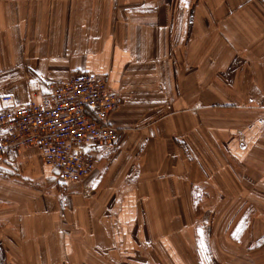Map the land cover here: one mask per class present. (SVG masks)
Returning <instances> with one entry per match:
<instances>
[{
    "label": "crops",
    "instance_id": "obj_1",
    "mask_svg": "<svg viewBox=\"0 0 264 264\" xmlns=\"http://www.w3.org/2000/svg\"><path fill=\"white\" fill-rule=\"evenodd\" d=\"M73 73L121 92V138L65 197L38 146L0 160V264H209L244 205L264 247V0H0V106Z\"/></svg>",
    "mask_w": 264,
    "mask_h": 264
},
{
    "label": "built area",
    "instance_id": "obj_2",
    "mask_svg": "<svg viewBox=\"0 0 264 264\" xmlns=\"http://www.w3.org/2000/svg\"><path fill=\"white\" fill-rule=\"evenodd\" d=\"M122 102L105 75L73 73L53 87L42 102L0 106V160L8 153L38 146L44 164L59 185L81 183L97 168L96 149L114 146L121 137L111 126Z\"/></svg>",
    "mask_w": 264,
    "mask_h": 264
},
{
    "label": "rangeland",
    "instance_id": "obj_3",
    "mask_svg": "<svg viewBox=\"0 0 264 264\" xmlns=\"http://www.w3.org/2000/svg\"><path fill=\"white\" fill-rule=\"evenodd\" d=\"M212 109H216V107H212ZM243 132L244 131L240 130L238 131V134L242 136L244 134ZM118 143L114 146H117ZM246 144L247 142L245 140H242L241 145L243 148L247 147ZM0 181H2L1 174H0ZM9 181L11 182L14 181L15 184L24 185L23 181L13 180V178H10ZM56 187H57V191H59V193H61L64 197L65 195H68L71 190V188H69L67 185H59L57 184V182H56ZM51 191H52L51 189L46 190L47 193H50ZM242 208H245L244 209L245 213L241 217H239L240 223L242 225H240L238 231H235L233 233L230 232L227 234L228 242L232 243L235 246L237 252L235 253L234 251L235 249L233 250L230 247H218V261L214 262L210 259L211 262L209 264H264V247L261 241L262 239L257 241L256 239L258 237L256 239L253 238L254 234L260 237L263 234V232L262 231L252 232L251 230L248 231L249 228L247 227L251 225L252 220L258 222L263 219L261 212V205L255 206V208L252 207L251 205L250 206L244 205V207L242 206ZM248 240L251 244H247ZM148 250H149L148 247L143 246L139 249V252L142 254H146ZM97 252L101 254L100 250ZM94 264H102V263H94ZM109 264H132V263L125 262L124 259L123 260L112 259V262Z\"/></svg>",
    "mask_w": 264,
    "mask_h": 264
}]
</instances>
